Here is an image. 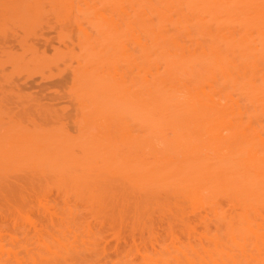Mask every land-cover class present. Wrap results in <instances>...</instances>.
<instances>
[{"label": "bare ground", "instance_id": "1", "mask_svg": "<svg viewBox=\"0 0 264 264\" xmlns=\"http://www.w3.org/2000/svg\"><path fill=\"white\" fill-rule=\"evenodd\" d=\"M0 264H264V0H0Z\"/></svg>", "mask_w": 264, "mask_h": 264}]
</instances>
